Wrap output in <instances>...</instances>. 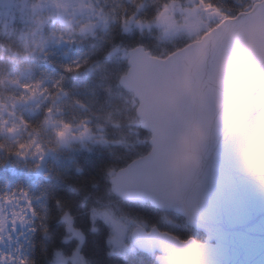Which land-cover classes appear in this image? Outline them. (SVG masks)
<instances>
[{
    "label": "water",
    "instance_id": "95a60500",
    "mask_svg": "<svg viewBox=\"0 0 264 264\" xmlns=\"http://www.w3.org/2000/svg\"><path fill=\"white\" fill-rule=\"evenodd\" d=\"M129 66L120 81L153 148L114 174L113 193L181 214L207 236L138 225L136 248L159 264H264V0L166 58L132 48Z\"/></svg>",
    "mask_w": 264,
    "mask_h": 264
},
{
    "label": "trees",
    "instance_id": "16d2710c",
    "mask_svg": "<svg viewBox=\"0 0 264 264\" xmlns=\"http://www.w3.org/2000/svg\"><path fill=\"white\" fill-rule=\"evenodd\" d=\"M109 1L106 9L111 22L107 30L65 46L69 48L67 52H71V62L72 58L77 60L76 65L69 63L63 52L53 49L36 62L32 82L53 79L55 85L47 87L53 103L34 115L24 116L27 132L14 134L12 138L0 136V190L17 194L36 188L37 197H42L35 211L36 231L30 240L28 264H56L57 253L71 256L76 249L84 255L87 264H159L157 255L142 250L136 249L126 256L113 252L109 241L111 227L97 215L106 208L135 226L158 227L183 240L195 238L203 242L207 237L189 227L179 214L163 212L149 202H125L113 193L114 173L152 149V134L140 123L139 102L120 81L129 71V50L143 45L162 58L190 41L186 38L166 41L159 37L156 29L127 32L125 19L133 16L144 0L130 4L126 0ZM170 1L181 0H147V9L138 16L145 22L154 21ZM203 1L230 16L244 12L250 5L248 0ZM15 39L16 35L6 33L5 28L0 32V81L18 79L31 62L24 46ZM2 86L0 98L3 101L20 95L15 88ZM54 102L63 111H58L57 115L71 126L87 123L95 143L63 148L55 141L46 142L54 155L47 162L50 163L48 169L43 167L38 171L35 163L19 160V156L27 147L29 136L43 140L41 135L47 129ZM67 219L72 222V230Z\"/></svg>",
    "mask_w": 264,
    "mask_h": 264
},
{
    "label": "rangeland",
    "instance_id": "374dc122",
    "mask_svg": "<svg viewBox=\"0 0 264 264\" xmlns=\"http://www.w3.org/2000/svg\"><path fill=\"white\" fill-rule=\"evenodd\" d=\"M249 1L250 5L246 10L263 0ZM107 2L108 0H18L15 6L0 9V32L5 28L6 33L16 35L15 40L24 46L25 54L31 60L18 79L0 81L2 87L15 88L16 92H20V95L6 102L0 98L1 137L12 138L14 134L27 132L24 116L34 115L52 102L47 87H53L54 80L48 77L45 81L32 82L35 81L33 78L36 62L42 56L49 55L47 51L51 49L60 50L65 54L66 60H70L71 52H67V47L75 44L80 38L86 39L88 35H95L97 30H107L106 27L111 22L106 9ZM165 9L156 20L145 22L138 16L142 12L138 11V5L137 12L125 19L124 28L127 32L138 29L150 32L156 29L159 37L166 41L190 38L189 41L193 42L203 35L192 37L186 32L185 24L191 27L205 26L206 32L220 24L224 18L235 16L215 9L203 0L170 1ZM72 62L74 65L78 63L77 60L73 61V58ZM51 106V113L46 122L47 129L41 135L43 140L39 136H29L27 147L19 156V160L35 163L39 167L38 171L43 167L48 169L47 162L54 155V151L48 149L49 141L60 143L63 148L75 144L87 147L86 145L95 143V136L90 132L87 123L71 126L57 115L58 111L63 112L61 107L56 102ZM55 159L60 161L58 157ZM34 189L17 194L0 190V264H21L22 261H27L28 264L30 240L36 231L35 211L38 201L42 199L37 197ZM97 215L111 227L109 241L113 252L125 256L135 252L136 247L131 240L135 224L116 217L114 212L107 208ZM67 220L72 230V222ZM55 259L56 264H66L69 261L73 264H87L86 258L78 249L71 256L57 253Z\"/></svg>",
    "mask_w": 264,
    "mask_h": 264
},
{
    "label": "flooded vegetation",
    "instance_id": "af4514ba",
    "mask_svg": "<svg viewBox=\"0 0 264 264\" xmlns=\"http://www.w3.org/2000/svg\"><path fill=\"white\" fill-rule=\"evenodd\" d=\"M132 1L131 3H135V1L137 2V0H126V2H130ZM146 2L147 0L145 1H142L141 3H139V10L138 11H145L147 9V6H146ZM188 27V25L185 24V29ZM205 27V26H204ZM187 32V31H186ZM50 165V163H49ZM47 170V169H46Z\"/></svg>",
    "mask_w": 264,
    "mask_h": 264
},
{
    "label": "snow or ice",
    "instance_id": "6c2138e0",
    "mask_svg": "<svg viewBox=\"0 0 264 264\" xmlns=\"http://www.w3.org/2000/svg\"><path fill=\"white\" fill-rule=\"evenodd\" d=\"M68 70L69 71H72L73 69L72 68H69ZM21 264H27V261H22Z\"/></svg>",
    "mask_w": 264,
    "mask_h": 264
}]
</instances>
